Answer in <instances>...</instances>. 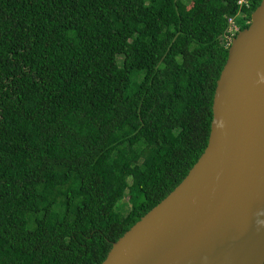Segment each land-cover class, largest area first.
<instances>
[{
    "label": "trees",
    "instance_id": "obj_1",
    "mask_svg": "<svg viewBox=\"0 0 264 264\" xmlns=\"http://www.w3.org/2000/svg\"><path fill=\"white\" fill-rule=\"evenodd\" d=\"M238 2L0 0V264H101L184 180Z\"/></svg>",
    "mask_w": 264,
    "mask_h": 264
},
{
    "label": "water",
    "instance_id": "obj_2",
    "mask_svg": "<svg viewBox=\"0 0 264 264\" xmlns=\"http://www.w3.org/2000/svg\"><path fill=\"white\" fill-rule=\"evenodd\" d=\"M264 0L229 48L208 145L101 264H264Z\"/></svg>",
    "mask_w": 264,
    "mask_h": 264
},
{
    "label": "built area",
    "instance_id": "obj_3",
    "mask_svg": "<svg viewBox=\"0 0 264 264\" xmlns=\"http://www.w3.org/2000/svg\"><path fill=\"white\" fill-rule=\"evenodd\" d=\"M252 0H239L238 4L240 7L247 6L249 7L251 5ZM241 19L243 18L242 15H238ZM240 32V27L237 24L236 20L234 18H231L229 20V29L227 31L226 41L228 43V46L231 45L233 38L235 37L236 33Z\"/></svg>",
    "mask_w": 264,
    "mask_h": 264
},
{
    "label": "rangeland",
    "instance_id": "obj_4",
    "mask_svg": "<svg viewBox=\"0 0 264 264\" xmlns=\"http://www.w3.org/2000/svg\"><path fill=\"white\" fill-rule=\"evenodd\" d=\"M121 60V57H118ZM132 186V180L129 179L127 180V187L128 189L131 188ZM129 191H126L125 197L118 202L117 206H116V212L121 214V215H125L128 210L130 209V203H129Z\"/></svg>",
    "mask_w": 264,
    "mask_h": 264
},
{
    "label": "clouds",
    "instance_id": "obj_5",
    "mask_svg": "<svg viewBox=\"0 0 264 264\" xmlns=\"http://www.w3.org/2000/svg\"><path fill=\"white\" fill-rule=\"evenodd\" d=\"M257 75H258V83L264 84V73H258ZM257 223H258V226H261V227L264 226V221H257Z\"/></svg>",
    "mask_w": 264,
    "mask_h": 264
}]
</instances>
